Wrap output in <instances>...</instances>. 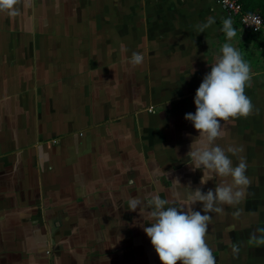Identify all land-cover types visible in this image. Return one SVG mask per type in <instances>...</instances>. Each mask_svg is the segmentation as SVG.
Segmentation results:
<instances>
[{
    "label": "crops",
    "instance_id": "crops-1",
    "mask_svg": "<svg viewBox=\"0 0 264 264\" xmlns=\"http://www.w3.org/2000/svg\"><path fill=\"white\" fill-rule=\"evenodd\" d=\"M20 1L15 15L0 12V264H162L143 230L151 226V217L127 209L130 198L146 202L151 195V182L140 176L151 172V140L157 136L147 109L131 107L130 98L122 99V87L115 88L121 98L109 93V80L124 78L121 46L99 56L113 58L112 73L103 71L105 64L92 69L91 46L85 45L91 33L75 22V0H62V9L58 0L56 17L47 15L51 22L46 24L45 10L25 11L26 0ZM210 6L212 11L201 17L218 22L229 17L220 15L226 12L215 0ZM101 29L94 25L91 31ZM83 60L87 69L80 67ZM221 124L224 129L231 125ZM231 135L219 142L236 148L245 144ZM139 143L150 149L146 167L139 162L143 148L134 153ZM178 151L161 153L169 183L152 194L170 202L165 208L179 206L187 187L206 193L231 182V177L216 176L202 186V170L193 171L187 151ZM227 155L233 166L236 159L249 158L247 153ZM173 160L183 167L170 166ZM256 180L245 189L250 197L221 205L222 214L209 213L205 239L208 245L217 239L209 247L218 261L230 258L223 264L264 262V245L251 241L253 235L264 237L262 170ZM202 208L201 202L193 206L204 214Z\"/></svg>",
    "mask_w": 264,
    "mask_h": 264
},
{
    "label": "rangeland",
    "instance_id": "rangeland-1",
    "mask_svg": "<svg viewBox=\"0 0 264 264\" xmlns=\"http://www.w3.org/2000/svg\"><path fill=\"white\" fill-rule=\"evenodd\" d=\"M211 1L75 0L73 4L70 0L77 11L75 22L86 32L91 33L88 36L89 42L85 45L86 47L91 46L87 55L92 62V69L96 67L100 69V66L105 64L107 68L103 66L102 69L108 71L109 75L113 72L110 64L113 58L109 57L105 61L100 60L99 56L104 55L106 49L114 52V48H118L121 44L127 49L126 52H122L121 47L118 48V53L123 54L121 61L124 63V78L117 82L109 80L108 89L111 94V91L117 93L116 86L122 87L124 93L122 99L130 98L131 107L147 109L152 115L151 132L154 131L157 137L151 140V172L150 174L144 172L140 176V180L144 183L151 182V194L153 191H161L169 183L164 176L168 166L165 167V160L161 153L178 150V153L186 151L188 153L194 139L199 136V132L192 122L185 119V115L196 112L194 98L197 89L205 75L211 71V65L215 63L217 56L221 55L220 48L228 42L226 35L221 31L223 19L220 22L215 21L204 33L198 32L197 25L206 23L208 19L201 17V14H204L205 10L212 11ZM58 3V0H26L23 6L26 7L25 11L33 7L35 11L36 9L45 10L42 13H44L43 21L46 24L51 22V19L46 17L47 15L56 17ZM60 3L62 9L63 1L60 0ZM49 12L51 14H48ZM220 15L228 16L227 13ZM235 24L233 22L237 36L231 43L241 52L251 68L252 79L250 86L245 88V94L252 101L253 112L246 118L239 117L234 121L229 120V124L233 123L228 129L222 128V131L224 137L227 132H230L231 136L235 135L237 140H243L242 143H245L241 145L243 151L232 156L247 153L249 158L245 160L246 175L252 183L250 186L254 187L257 185L256 178L259 171L262 170L264 174V48L256 49L253 43L246 45L244 43L245 29L238 28ZM94 25L102 28L100 33L91 31ZM65 34L66 32H62V35ZM120 39V42H116ZM75 46H78L76 42ZM98 47H102L101 50ZM189 50L193 52L190 53ZM134 52L141 54L144 60L142 64L131 67L128 63L131 62ZM109 55L111 56V53ZM87 64V61L83 60L80 62V67L87 69ZM117 96L120 97L118 93ZM145 126L148 128V124ZM81 133L82 131L80 135ZM156 139L157 142H155ZM219 140L221 137L217 138L214 143L222 148L231 146L221 144ZM141 147L143 155L140 156L139 162L140 165L146 167L144 161L148 162L150 149L146 150V145L142 146L139 143L135 145L134 153L141 152L139 150ZM176 162L173 160L170 166L183 167L179 165V161ZM238 163L239 160L236 159L235 165ZM259 185L263 187L264 183L262 185L259 182ZM248 195L246 194L245 198L251 196ZM171 206L179 207L174 204ZM231 214H233V209ZM149 220L150 218L145 222ZM152 220L151 218V223H153ZM220 234L222 237V232ZM206 237L209 239L208 234ZM226 238L229 239V237ZM216 241L217 239L212 238L211 243ZM257 253V256L263 257L260 255L261 251ZM223 258L225 256L221 257V261L217 258L216 263L223 264ZM225 259L229 262L230 258ZM258 262L264 264L262 261Z\"/></svg>",
    "mask_w": 264,
    "mask_h": 264
},
{
    "label": "clouds",
    "instance_id": "clouds-1",
    "mask_svg": "<svg viewBox=\"0 0 264 264\" xmlns=\"http://www.w3.org/2000/svg\"><path fill=\"white\" fill-rule=\"evenodd\" d=\"M19 0H0V12L15 15V6ZM215 23L213 17L207 22L197 25L199 33ZM221 31L227 41L220 48L221 55L217 56L211 65V71L205 75L197 89L194 103L196 112L187 113L185 119L192 122L199 132L190 146L187 156L190 158L193 171L200 169L203 172L201 185H205L214 177H231V182L216 185L215 191L208 189L205 193L200 187L189 189L187 196L178 201L179 207L170 206V202L162 199L158 194H151L146 202L133 197L128 200V210L137 211L140 215L145 211L153 219L151 226L144 227V231L151 239L162 264H216L212 249L206 242L209 222L212 217L209 213L222 214L221 205H238L245 198L247 186L251 181L246 175L247 164L240 157L238 165L227 153L236 155L243 148L228 146L222 148L215 144L217 138L223 137L222 121H234L239 117H248L253 112L251 99L245 94L246 86H250L252 79L251 68L244 60L241 52L233 46L231 41L237 36L231 17L223 19ZM121 51L127 49L121 45ZM144 57L133 53L131 63L140 65ZM201 202V211L193 206ZM240 215V210L233 213ZM251 241L257 245H264V237L253 235ZM234 252L238 249L234 247Z\"/></svg>",
    "mask_w": 264,
    "mask_h": 264
},
{
    "label": "built area",
    "instance_id": "built-area-1",
    "mask_svg": "<svg viewBox=\"0 0 264 264\" xmlns=\"http://www.w3.org/2000/svg\"><path fill=\"white\" fill-rule=\"evenodd\" d=\"M232 21H239L242 28L252 33L264 36V16L258 12L244 10L239 0H215Z\"/></svg>",
    "mask_w": 264,
    "mask_h": 264
},
{
    "label": "trees",
    "instance_id": "trees-1",
    "mask_svg": "<svg viewBox=\"0 0 264 264\" xmlns=\"http://www.w3.org/2000/svg\"><path fill=\"white\" fill-rule=\"evenodd\" d=\"M239 1L242 3L244 10L249 12L259 11L258 13L264 16V0H239ZM235 23H236L235 25L238 28L242 29V26L238 20L235 21ZM244 31L246 32V39L244 42L246 45H248L249 43H253L254 48L256 49L264 48V36L252 33L247 30Z\"/></svg>",
    "mask_w": 264,
    "mask_h": 264
}]
</instances>
